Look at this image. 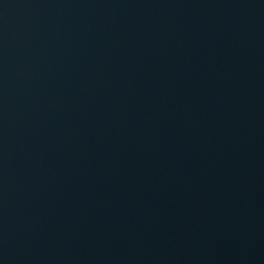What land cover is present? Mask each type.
<instances>
[{"label":"water","instance_id":"1","mask_svg":"<svg viewBox=\"0 0 264 264\" xmlns=\"http://www.w3.org/2000/svg\"><path fill=\"white\" fill-rule=\"evenodd\" d=\"M0 264H264V0H0Z\"/></svg>","mask_w":264,"mask_h":264}]
</instances>
